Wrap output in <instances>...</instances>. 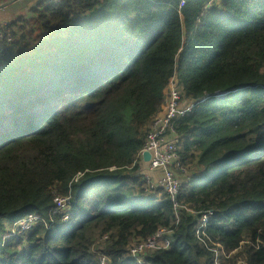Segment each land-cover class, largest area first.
Instances as JSON below:
<instances>
[{"label":"trees","instance_id":"obj_1","mask_svg":"<svg viewBox=\"0 0 264 264\" xmlns=\"http://www.w3.org/2000/svg\"><path fill=\"white\" fill-rule=\"evenodd\" d=\"M30 13L0 41V264H264V0H42ZM172 78L193 103L166 135L186 169L174 200L146 191L139 156ZM60 199L65 221L50 215ZM161 228L168 246L130 253Z\"/></svg>","mask_w":264,"mask_h":264},{"label":"built area","instance_id":"obj_2","mask_svg":"<svg viewBox=\"0 0 264 264\" xmlns=\"http://www.w3.org/2000/svg\"><path fill=\"white\" fill-rule=\"evenodd\" d=\"M2 13V7H0V17ZM1 20V19H0ZM3 24L0 22V41L6 37L7 41L11 40L9 34H4ZM166 104L163 110L157 115L155 119L150 123L149 130L146 135V140L141 149L139 156L140 159L143 152H150L151 160L150 162H145L148 165L147 171L157 170L160 171L161 175L157 179H151L148 174L145 175V187L146 191H154L156 189H161L166 195L169 196L171 200H174L175 195L179 191L182 182L179 180L178 175L186 174V169L183 167L181 160L178 156L177 147L166 139V135L173 134L172 126L174 122L183 117L185 113L189 112L193 107V103H183L181 100V92L176 86V80L172 78L166 89ZM224 93L216 92V97H223ZM66 199H60L57 201L56 206L50 212V215L58 216L61 220H67V213L69 211L66 204ZM176 206V204H174ZM41 219L36 215H28L25 218L18 220L10 230L8 234L3 235V239H7L14 234H21L28 232L31 227L35 225ZM207 216L202 217V222L196 228L198 229L204 226L206 223ZM44 222V221H43ZM46 225V224H45ZM166 230L159 229L152 237L148 238L146 241L136 243L130 249L132 255L138 253L144 255L147 251H153L160 247H166L169 241L164 239V234ZM245 244H250L248 240L243 242ZM260 240H256V245L253 247L258 248ZM214 264H220L218 262L217 255H215Z\"/></svg>","mask_w":264,"mask_h":264},{"label":"crops","instance_id":"obj_3","mask_svg":"<svg viewBox=\"0 0 264 264\" xmlns=\"http://www.w3.org/2000/svg\"><path fill=\"white\" fill-rule=\"evenodd\" d=\"M40 1L42 0H0V6H2L0 22L6 26L17 19L31 17V9L36 7ZM143 166L145 167L144 173L146 172L151 179H157L161 175L160 171L157 170L147 171L148 165L145 162Z\"/></svg>","mask_w":264,"mask_h":264},{"label":"rangeland","instance_id":"obj_4","mask_svg":"<svg viewBox=\"0 0 264 264\" xmlns=\"http://www.w3.org/2000/svg\"><path fill=\"white\" fill-rule=\"evenodd\" d=\"M37 7V6H36ZM149 155H150V158H151V154L150 152H148ZM147 161V162H150V159ZM177 177H180V175L176 174ZM145 187V186H144ZM13 227V226H12ZM11 227V229H12ZM10 229V230H11ZM26 233V232H24ZM22 234V233H21ZM106 240H107V237L106 236H103L101 237L99 234L95 233L93 236H92V243H93V247L96 249L94 251V254L97 256V258H99L100 262L103 257V254L101 253V250L104 246V243H106ZM131 246H134L136 245L135 242L131 243L130 244ZM236 255H234V253H229V254H224V253H221L218 257V262L220 263H223L225 264V261L227 264H245L244 263V260H241V257H235ZM104 260V259H103Z\"/></svg>","mask_w":264,"mask_h":264},{"label":"water","instance_id":"obj_5","mask_svg":"<svg viewBox=\"0 0 264 264\" xmlns=\"http://www.w3.org/2000/svg\"><path fill=\"white\" fill-rule=\"evenodd\" d=\"M0 7H2V6H0ZM141 158H142L143 162H147L149 160V158H150V155H149L148 152H143L142 155H141Z\"/></svg>","mask_w":264,"mask_h":264},{"label":"bare ground","instance_id":"obj_6","mask_svg":"<svg viewBox=\"0 0 264 264\" xmlns=\"http://www.w3.org/2000/svg\"><path fill=\"white\" fill-rule=\"evenodd\" d=\"M103 259L105 260V258H102V259H101L102 262L104 261Z\"/></svg>","mask_w":264,"mask_h":264},{"label":"clouds","instance_id":"obj_7","mask_svg":"<svg viewBox=\"0 0 264 264\" xmlns=\"http://www.w3.org/2000/svg\"><path fill=\"white\" fill-rule=\"evenodd\" d=\"M58 217V216H57Z\"/></svg>","mask_w":264,"mask_h":264}]
</instances>
